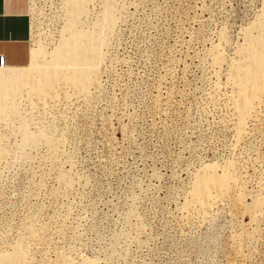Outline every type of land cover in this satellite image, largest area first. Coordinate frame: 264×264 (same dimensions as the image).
<instances>
[{"label":"rangeland","instance_id":"1","mask_svg":"<svg viewBox=\"0 0 264 264\" xmlns=\"http://www.w3.org/2000/svg\"><path fill=\"white\" fill-rule=\"evenodd\" d=\"M79 1L32 0L45 63L63 40L108 32V44L89 95L62 78L52 99L19 98L18 116L0 119V258L264 264V96L240 135L231 77L264 0H90L72 30ZM211 170L229 194L205 211L192 192Z\"/></svg>","mask_w":264,"mask_h":264},{"label":"bare ground","instance_id":"2","mask_svg":"<svg viewBox=\"0 0 264 264\" xmlns=\"http://www.w3.org/2000/svg\"><path fill=\"white\" fill-rule=\"evenodd\" d=\"M90 0H80L70 4L69 25L75 29L90 14ZM106 23L111 24L113 10H107ZM83 35V32L80 33ZM80 38V36H77ZM81 39V38H80ZM63 40L60 50L55 53L51 64L45 63L40 51L32 52L31 63L26 68H10L0 66V119H14L18 116L17 105L14 103L19 98L43 97L50 100L53 94L49 93L65 78V83L81 95H89L91 89L96 85L100 76L101 66L106 60L103 50L108 44V32L101 40ZM102 41V42H101ZM79 45V46H76ZM93 49V54L89 51ZM215 65H221L220 59H216ZM37 71V76H33ZM63 70L64 75L57 72ZM231 77L234 80L235 108L238 113V128L242 135L245 125L250 118L258 117L264 96V25L260 28L259 37L249 42V48L242 54V63L231 68ZM31 88V93L25 96L26 88ZM25 142L37 144L39 138L28 139ZM1 147V145H0ZM1 149V148H0ZM229 177H220L209 171L198 179L192 192L195 199V207L208 211L217 203L224 202L229 194ZM0 264H24V259L18 256H7L0 258ZM85 264H98L87 262Z\"/></svg>","mask_w":264,"mask_h":264},{"label":"crops","instance_id":"3","mask_svg":"<svg viewBox=\"0 0 264 264\" xmlns=\"http://www.w3.org/2000/svg\"><path fill=\"white\" fill-rule=\"evenodd\" d=\"M32 0H0V59L10 68H26L32 59Z\"/></svg>","mask_w":264,"mask_h":264},{"label":"built area","instance_id":"4","mask_svg":"<svg viewBox=\"0 0 264 264\" xmlns=\"http://www.w3.org/2000/svg\"><path fill=\"white\" fill-rule=\"evenodd\" d=\"M1 67H4L5 66V62H4V59L1 58Z\"/></svg>","mask_w":264,"mask_h":264},{"label":"water","instance_id":"5","mask_svg":"<svg viewBox=\"0 0 264 264\" xmlns=\"http://www.w3.org/2000/svg\"><path fill=\"white\" fill-rule=\"evenodd\" d=\"M0 65H1V59H0Z\"/></svg>","mask_w":264,"mask_h":264}]
</instances>
